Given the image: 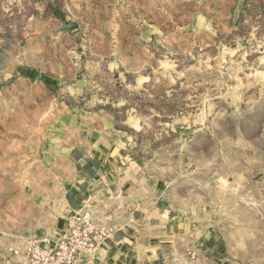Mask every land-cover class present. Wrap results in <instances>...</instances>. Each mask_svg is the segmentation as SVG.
I'll return each instance as SVG.
<instances>
[{
    "label": "rangeland",
    "instance_id": "rangeland-1",
    "mask_svg": "<svg viewBox=\"0 0 264 264\" xmlns=\"http://www.w3.org/2000/svg\"><path fill=\"white\" fill-rule=\"evenodd\" d=\"M110 130L182 222L168 264H264V0H0V238L54 234L71 151ZM155 183V184H156ZM133 206L118 194L76 210Z\"/></svg>",
    "mask_w": 264,
    "mask_h": 264
},
{
    "label": "crops",
    "instance_id": "crops-1",
    "mask_svg": "<svg viewBox=\"0 0 264 264\" xmlns=\"http://www.w3.org/2000/svg\"><path fill=\"white\" fill-rule=\"evenodd\" d=\"M71 158L73 179L65 188L66 212L57 229L83 202L118 194L133 213L100 246L92 264H168L167 251L182 222L172 216L165 190L134 157L130 143L110 130L97 131L73 148ZM225 249L226 242L216 239L198 244L196 251L212 262L230 264Z\"/></svg>",
    "mask_w": 264,
    "mask_h": 264
},
{
    "label": "built area",
    "instance_id": "built-area-1",
    "mask_svg": "<svg viewBox=\"0 0 264 264\" xmlns=\"http://www.w3.org/2000/svg\"><path fill=\"white\" fill-rule=\"evenodd\" d=\"M106 213L74 211L54 234H36L15 243L0 238V264H92L113 230Z\"/></svg>",
    "mask_w": 264,
    "mask_h": 264
}]
</instances>
